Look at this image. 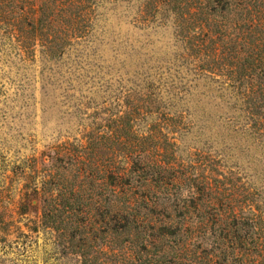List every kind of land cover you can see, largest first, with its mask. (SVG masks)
Wrapping results in <instances>:
<instances>
[{"label":"rangeland","instance_id":"1","mask_svg":"<svg viewBox=\"0 0 264 264\" xmlns=\"http://www.w3.org/2000/svg\"><path fill=\"white\" fill-rule=\"evenodd\" d=\"M72 1L53 15L59 0H0V264H264V130L226 69L189 65L172 17H142L146 0ZM41 5L88 36L50 56L30 37L25 53L12 26ZM135 150L166 168L115 193L105 177ZM59 194L85 228L43 224ZM129 202L136 225L118 237ZM77 228L104 233L79 251L65 235Z\"/></svg>","mask_w":264,"mask_h":264},{"label":"trees","instance_id":"2","mask_svg":"<svg viewBox=\"0 0 264 264\" xmlns=\"http://www.w3.org/2000/svg\"><path fill=\"white\" fill-rule=\"evenodd\" d=\"M70 1L71 4L74 3L72 0H59V4L49 12L53 15L68 14L66 3ZM46 14H48L47 10L41 5L37 20L28 21L24 26H12L16 35L21 38V48L25 53L31 50V42H27L30 37H34L39 42L37 44L42 48L41 52L50 56L65 51L67 46L73 45V40L83 39L89 34V26L86 25L46 23L42 19ZM141 15L148 16L151 22L156 21L160 15L163 18L171 16L177 40L187 56L192 58L189 65H194L196 61L198 63L196 68L199 70H204L203 66H208L209 71H216L219 67L226 69L228 73L225 75L231 82L229 86L241 95L255 124L260 125L264 130V0H146ZM185 64L187 65V62L183 60L182 65ZM135 153L136 159L129 160V166L118 172L115 170V175L110 174L109 177H105L107 180L105 184H109L108 182L112 180L110 185L114 186L115 193H117L116 189L123 194L130 191L127 189L132 188V176L143 166L160 170L166 168L162 158L146 163L141 160L138 151L135 150ZM77 194L74 189L71 191L73 198ZM59 197L60 194L57 197L46 198L43 224L60 229V225L64 223H60L59 219L68 215L69 218H78L79 223L76 221V224L85 228L86 225L78 217V214H84L82 206L56 200ZM90 206L91 204L87 203L89 212L85 219L89 218L90 211L93 212L94 207ZM134 213L132 202L126 204L124 209L120 208L115 212L116 219L121 223L118 237L125 236V232L136 225ZM94 218L97 216L95 215ZM56 223H59L58 226H55ZM100 223L104 227L107 226L105 220H100ZM78 229L74 233L65 235L72 245H75L78 238L79 251L87 247L91 237L104 233L100 230L98 234V230L94 229L80 233ZM66 231V228H62L63 234ZM111 234L115 236L114 229ZM81 258L85 259V252L81 254Z\"/></svg>","mask_w":264,"mask_h":264}]
</instances>
